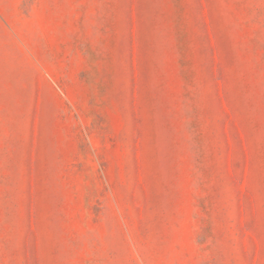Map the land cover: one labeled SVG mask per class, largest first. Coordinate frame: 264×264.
<instances>
[{"label":"rangeland","instance_id":"obj_1","mask_svg":"<svg viewBox=\"0 0 264 264\" xmlns=\"http://www.w3.org/2000/svg\"><path fill=\"white\" fill-rule=\"evenodd\" d=\"M0 264H264V0H0Z\"/></svg>","mask_w":264,"mask_h":264}]
</instances>
